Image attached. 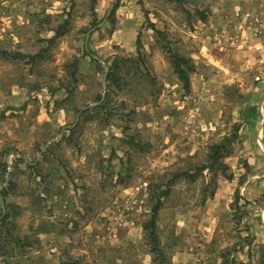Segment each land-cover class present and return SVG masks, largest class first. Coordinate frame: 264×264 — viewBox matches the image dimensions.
<instances>
[{
  "label": "rangeland",
  "instance_id": "374dc122",
  "mask_svg": "<svg viewBox=\"0 0 264 264\" xmlns=\"http://www.w3.org/2000/svg\"><path fill=\"white\" fill-rule=\"evenodd\" d=\"M236 1L0 0V51L11 54L0 55V130L13 129L38 105L59 123L37 126L34 152L27 138L2 150L0 264H154L144 227L168 190L158 217L167 257L219 264L204 252L200 211L235 170L226 158L211 167L210 155L223 142L235 150L243 127L258 124L260 104L251 99L264 82V61L240 75L248 50L233 41L237 32L249 33V42L264 40V6ZM57 32L64 36L52 45ZM170 51L193 61L189 91ZM116 65L120 87L110 90ZM23 88L30 100L17 107L13 92ZM62 89L81 92L66 102L80 106L67 118L57 116L58 103L52 110ZM109 91L111 105L93 110ZM186 172L195 177H177ZM232 206L242 217L237 200ZM254 256L262 264L264 247L256 245Z\"/></svg>",
  "mask_w": 264,
  "mask_h": 264
},
{
  "label": "crops",
  "instance_id": "0c3cea01",
  "mask_svg": "<svg viewBox=\"0 0 264 264\" xmlns=\"http://www.w3.org/2000/svg\"><path fill=\"white\" fill-rule=\"evenodd\" d=\"M231 4L233 6H264V0H247L245 3L241 2V0H237L236 2H231ZM121 22L120 20V25ZM248 34L247 32H237L235 34L236 36L234 38L232 37L234 39L233 41L239 40V47H247L246 50H248L244 53L248 58L247 62L244 66L240 63V70H243L242 74H240L241 76L244 75V70H249L250 67H253L258 61H264V40L249 42V40H247ZM0 39H2V34H0ZM249 43L250 45H248ZM232 44L235 43L232 42ZM240 75H236V77L240 78ZM78 90L71 94L67 89H62L55 94L56 101L52 104V110L57 103L58 108L62 107L57 116L67 118L69 111L75 112L80 109L78 104L70 105V107L66 106V102L69 103V100L75 99L74 97L81 93ZM258 91L259 93L252 97L251 104H255L256 106L260 104L256 110V114L260 121L256 126L246 125L243 127V131L240 132V139L242 141H240L235 150H232L231 147L230 149L228 148L229 152L227 151V156L225 157L226 162L233 166L235 170V172H233L232 182H229V180L228 182H224L223 187L218 189L215 194L207 200V206H205L204 211H200L205 215L204 221L198 224V229L201 233L200 236L203 240L204 252L206 253L207 259L210 258V253H213L216 258L215 262L219 264H223V262L255 264V246L264 247V82L260 84ZM13 93L15 95L12 97V100L14 101L13 103L17 104V107H21L23 104L25 105L30 100V91L28 89H18ZM58 94L63 98L62 101H57V98H59ZM37 96L41 98L40 94ZM69 96H71V98H69ZM28 108H31V106H28ZM32 108H34V111H32L31 114H29V109L26 114L22 112L25 115L18 117L19 121L17 120L16 124L14 123L13 129L11 127H4L0 130L2 136L0 139V158L3 155L2 150L12 149L15 144L19 145L18 142L21 141V139H32V134H39L38 127L46 125L47 121L48 124L51 123L54 128L56 123L57 125L59 124L55 121L56 119L53 120L46 117L44 105H38ZM10 111L5 115H9ZM77 113L78 120L82 111ZM60 124H63V122ZM37 139L38 138H34L31 141L30 147L33 152L35 149L33 144L36 145V143L40 141ZM48 145L47 143V146ZM230 145H234V143H230ZM42 151L44 152V149ZM42 154L43 153H41V155ZM17 158H20V156L18 155ZM25 158L27 157L25 156ZM24 160L25 163L28 162V159ZM230 160H233V162L230 163ZM0 162L4 163L5 161L0 159ZM243 178L246 180L244 185L241 186L239 183H241ZM236 200L242 212V217H237L232 208V203ZM224 249L229 250L227 256L222 254V250ZM210 260L212 261L213 259ZM257 260H261V262H263L262 264H264V256ZM167 262L168 264L175 263L173 258H168Z\"/></svg>",
  "mask_w": 264,
  "mask_h": 264
},
{
  "label": "trees",
  "instance_id": "16d2710c",
  "mask_svg": "<svg viewBox=\"0 0 264 264\" xmlns=\"http://www.w3.org/2000/svg\"><path fill=\"white\" fill-rule=\"evenodd\" d=\"M202 20H204L202 18ZM159 34L163 35V33L161 31H158ZM64 36V33H60L57 32L56 35L50 40L51 44H55L57 43V40H59L60 38H62ZM138 49L139 52L142 51L143 49V45L141 42V37L138 38ZM171 53V51H170ZM7 55V56H11L10 53L8 52H4V51H0V55ZM40 56V55H36V56H26L23 54H19V55H14L15 58H20V59H30L31 61H35V59ZM171 57L173 59V66L175 68V73L178 76V78L180 79V81L183 82L185 89L187 91L190 90L191 88V74L195 71V66L193 64V61L191 59L176 55L171 53ZM75 64V69L72 72V77H74V80L77 81V71H78V63L77 60L76 62H74ZM115 69H120L118 65H116L114 67V69L110 68V72L108 74V78H110V80H112V83L109 87L110 90L113 89V86H119V81H121V78L117 79L115 78V76H113V70ZM112 91H109V93L106 95V98L103 99L102 96L98 97V103L99 105L94 108L93 110H105L107 109V107L109 105H111L112 103V99H111V93ZM92 109H88V111H90ZM227 143L228 142H223L221 144H217L214 145L212 147V153L210 155V164H212L211 167L215 166L216 163H218L221 159L225 158L227 156ZM205 169H209V167H204L201 169V171H204ZM188 177V178H194L195 176L192 175L191 173H184L181 175H178L177 177ZM2 196L5 197L7 196V191H2L1 192ZM170 194V190L165 191L162 195V197L164 196H168ZM162 197L160 196V198L158 199L156 205L153 208V215L151 220L145 225L144 229L147 233V237H148V244H150V252L152 253V255H154V264H168L167 260V254L165 253V251L163 250V248L161 247V241L159 238V233H158V217H159V213L163 208V201H162ZM2 243H3V239L0 236V249H2Z\"/></svg>",
  "mask_w": 264,
  "mask_h": 264
},
{
  "label": "water",
  "instance_id": "95a60500",
  "mask_svg": "<svg viewBox=\"0 0 264 264\" xmlns=\"http://www.w3.org/2000/svg\"><path fill=\"white\" fill-rule=\"evenodd\" d=\"M92 107H94V105H90V106H88L87 108H85V109H83L82 110V112L84 111V110H87V109H89V108H92ZM59 140H57V142H58ZM0 200H1V202H2V206H3V209H4V212L6 211V209H5V203H4V199H3V197L2 196H0Z\"/></svg>",
  "mask_w": 264,
  "mask_h": 264
}]
</instances>
